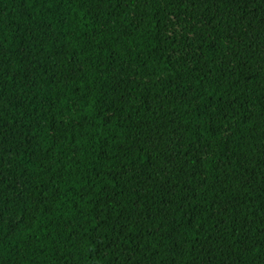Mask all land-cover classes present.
<instances>
[{"label": "trees", "instance_id": "16d2710c", "mask_svg": "<svg viewBox=\"0 0 264 264\" xmlns=\"http://www.w3.org/2000/svg\"><path fill=\"white\" fill-rule=\"evenodd\" d=\"M0 264H264V0H0Z\"/></svg>", "mask_w": 264, "mask_h": 264}]
</instances>
